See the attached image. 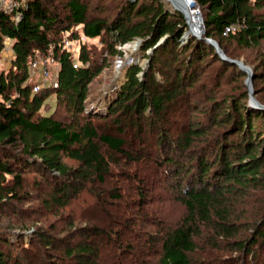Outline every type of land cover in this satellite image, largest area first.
I'll list each match as a JSON object with an SVG mask.
<instances>
[{
  "label": "trees",
  "instance_id": "1",
  "mask_svg": "<svg viewBox=\"0 0 264 264\" xmlns=\"http://www.w3.org/2000/svg\"><path fill=\"white\" fill-rule=\"evenodd\" d=\"M15 1L12 11L0 9V60L6 38L14 52L0 77V264H34L28 254L44 245H62L66 259L75 264H109L111 257H101L93 237L115 244L128 230L145 241L140 247L130 240L126 250L117 245L120 255L138 253L156 264H264V109L251 104L248 73L207 40L219 43L233 60L240 48H263L264 0H196L206 32L185 39V14L166 10L162 0ZM234 25L236 30L224 34ZM79 29L101 39L102 55L123 57L119 47L138 37L144 38V50L153 49L145 55L147 68L127 64L104 106L88 107L87 101L107 60L93 59L85 45L78 54L64 48L65 35L75 39ZM38 56L59 62V85L34 93L29 65ZM76 57L78 67L73 66ZM210 61L220 63L212 82L217 87L224 79L243 80L222 100L211 102L209 112L217 111L216 118L206 115L192 123L203 96L214 99L206 95L215 90L206 81L197 85ZM244 62L253 66L254 94L264 106L258 87L264 84V58L260 66ZM51 97L56 102L52 111ZM172 126L179 130L177 138L168 133ZM126 128L148 145L128 148ZM28 174L40 191L36 197L25 193ZM107 178L114 187L104 191L114 201L116 219L129 214L131 224L89 230L76 226L73 217L60 232L53 223L50 229L25 232L41 214L69 210L85 194L94 192L106 201L91 186L108 185ZM158 179L179 190L186 213L174 223L147 214L153 200L148 193ZM124 190L129 196L122 195ZM37 199L39 208L23 206ZM93 204L85 202L76 214L82 217ZM9 214L18 218L2 222L1 216ZM147 225L158 229L150 232ZM227 251L239 257L222 258ZM43 254V264H54Z\"/></svg>",
  "mask_w": 264,
  "mask_h": 264
},
{
  "label": "rangeland",
  "instance_id": "2",
  "mask_svg": "<svg viewBox=\"0 0 264 264\" xmlns=\"http://www.w3.org/2000/svg\"><path fill=\"white\" fill-rule=\"evenodd\" d=\"M59 2L62 1H66V0H57ZM166 3H165V2ZM162 0V2L165 5V8L171 10V11H179V10H175V4L170 1V0ZM185 1V0H183ZM196 5L193 6V10L195 11L198 10L200 13V6L198 5V3L196 2V0H194ZM167 4V5H166ZM197 7V8H196ZM203 14V13H202ZM204 19V16H203ZM203 28L205 30V26H204V21H203ZM206 32V30H205ZM204 32V34H205ZM78 37L75 39H72V43L73 46L71 47V50H73L76 54H78V52L80 51V46L81 45H85L86 47H88L89 49H91L93 51V59L97 60V61H102L103 58H105L107 60L106 64H105V68L102 71V73L96 77L91 84V91L90 94L88 96V107L89 106H97V105H101L104 106L108 100H111L112 97L115 94V89L116 86L118 84V80L119 77L121 75V73L127 68L128 63L124 64V66L119 67V63L120 60L123 58H126L127 56H129L128 54H131V52L129 50H127L126 46H128L131 43H136V40H133L129 43H126L125 45H122L119 47V49L123 50L124 56H110L108 55V53H104L103 55L101 54V51L103 50V44L101 42L100 38H90L87 35H85L82 32V29H79L78 31ZM203 34V35H204ZM144 39V38H143ZM140 48V51L138 53H136V56L133 58V61L131 62L132 64H135L137 61L138 64L143 65L144 67H148L149 63L147 62V60H149L145 55L149 54V50L146 51L143 48V44L138 45ZM237 53L240 55L238 56V59L244 61L245 59L247 61H249L251 64H255L260 66L262 63V60L264 58V45L263 48L262 47H251V48H240L238 50H236ZM129 52V53H128ZM75 61L79 64L78 62V58H75ZM10 64V63H9ZM219 62H215V61H210L208 64H206V71L203 73V76L200 77V81L198 82L197 85H203V83H205L206 81V86L210 87L212 86V88H214V92H207L206 95H208L209 97H214V99L208 100L206 99L204 96L201 100L200 103V107L198 108V111H196V114L193 115V118L191 119L192 123H195V121H197V118H203L204 116L207 115V117L209 115H212V117L216 118L217 115V111L215 112H209L212 107V103L213 101H220L222 100V98H224L226 96V94H228L229 92H231L232 90H236L237 86L239 83H241L243 79H236V81H228L226 79L221 81L220 86L217 87V85L213 84L212 82L214 81L213 79V75L214 72L217 71V68L219 66ZM8 65L5 64L2 66V68L7 67ZM253 69V66H250ZM56 69V67H52V71L54 72ZM140 75V72L139 74ZM118 76V78H116ZM141 76V75H140ZM209 76L211 77V79H209ZM207 79V80H206ZM254 79V78H253ZM248 80V79H247ZM253 85H254V80H253ZM197 87V86H196ZM259 90L261 91V95L264 96V84L260 83L258 85ZM198 88V87H197ZM217 88V89H216ZM250 90V89H249ZM256 95V94H255ZM48 102L51 105V111L54 110L55 106H56V102L54 100L53 97L48 99ZM212 102V103H211ZM44 112H46V110H43ZM204 119V118H203ZM205 120V119H204ZM208 121H206L207 123ZM209 124V123H208ZM176 126H172V128L170 129V135L172 136V138H177L178 136V129H175ZM169 128V127H167ZM126 133H123V136L126 138L128 145L127 147H134L136 149H139L141 145H146L144 142L142 143V140L140 141V135L137 134V132L133 129L130 128H126ZM148 145V144H147ZM148 151L155 154V151L152 149V147L150 146H146ZM132 149V148H131ZM152 154V155H153ZM264 172V171H263ZM33 175L32 174H28L27 177L28 181L25 182L27 187L25 190L26 192H32L34 193V196L36 197V195L40 194V191L37 190V188L35 187V183H33ZM155 177V176H154ZM119 178V177H118ZM30 179V181H29ZM108 180V185L106 183H94L91 187L95 189V191H99L102 192L103 197H105L106 201L102 198L96 195V193H91L89 195L85 194L83 196H81L82 200L80 199L79 202H77L75 204V206L69 210L67 209H63L60 210L58 213L55 212V210H52V212L48 215H46L45 213L41 214L40 217H37V220H39L40 222H36L35 224L33 223L30 226V229H28L25 232H32L34 231L37 227L41 228V229H50L51 225H49L50 223L55 224V230L59 231L61 229H65V226L67 225L68 221H70V218H75V225L76 226H81V227H88L89 230L92 228V226H97L100 229H104L109 231V229L111 230H121L120 228L122 227V223L125 225L131 224L132 223V219H130L129 214L127 215H123L120 216V221L118 219H116V209L114 206V201L111 200V198L108 197V194H105L104 190H108L109 188L114 187V184L112 183L111 180ZM119 180H121L119 178ZM116 183H118V179H115ZM120 185V183H119ZM153 191L149 192L148 195L149 196H153V200H151L150 205H148V211L149 213H147L149 215V217H157L161 218L163 220H166V222L168 223H174L176 221H178L181 217H183L186 213L185 207L178 201V193L179 190L176 187H173V189L170 187V185H168L167 182L162 181L161 179H158L157 182H155V186L152 187ZM259 189V188H258ZM254 190H251V192H253ZM258 191V190H256ZM262 191V188L259 190V192ZM148 192V191H147ZM24 192L21 193V195L23 197L26 198V195ZM127 195L129 196V193L127 192V190H124L122 195ZM251 198V197H249ZM40 200L41 199H37V201H26L25 203H23V206H27V205H33L35 207H40L42 204H40ZM83 200H86L83 202ZM89 201L90 203L94 204L92 205V209L88 210L86 212H83L82 217L78 216L76 213H78L81 208L79 206H82V204H84L85 202ZM252 213H255L256 209H252L250 208ZM46 212V211H45ZM53 213V214H52ZM74 215V216H73ZM131 215V214H130ZM133 217L135 219H137V215L136 213L133 214ZM18 217H15L13 215H4L1 216V221L4 223H7L10 220H15ZM31 224V223H28ZM134 229L136 230H144L141 229L140 227H138L137 225H135ZM146 229L150 232H156V230L158 229L157 227H152V226H148L146 227ZM92 231H90L91 233ZM57 233V232H56ZM119 233V231H118ZM136 233H138L136 231ZM135 231H131L128 230L125 232V234L122 237H119L117 239H115L116 243H107V241L105 240L106 238L103 236H98V237H93V241L95 244H99L101 245L102 248V254L101 257L104 255L108 256V258L111 257V260L108 262L109 264H115L113 261H119L118 264H144V262H147V264L149 263H154L156 264V259H153V257L150 256H146L145 258H142L138 255V253L136 254H130L127 255L126 254H121L118 252L117 250V245H120L121 247L125 248L126 250V245L128 244V242H130V240H132V242L134 244L138 243L140 244L139 246L141 247L142 244H144V236H141L138 234L139 237H137ZM120 234V233H119ZM114 238H116V235L114 236ZM141 239V240H140ZM224 244V243H222ZM116 245V246H115ZM124 245V246H123ZM42 246V245H41ZM42 250H37L35 248H33L34 250L30 252V254H28V258L31 262H33L34 264H43L44 262V252L46 253L45 255L48 258H51L54 262V264H75V260L73 261L72 259H66L67 255H65V248H63L62 245L60 246H54V247H46L45 245L41 247ZM229 251V250H228ZM227 254H223L222 258H225L226 256H229L230 261L232 260L233 257H239L238 253H232L228 252ZM43 252V253H42ZM127 255V256H126ZM126 256V257H125ZM201 257H203L201 255ZM206 257L204 256L203 259H205ZM145 260V261H143ZM147 260V261H146ZM239 264H243L242 260L241 263L239 262Z\"/></svg>",
  "mask_w": 264,
  "mask_h": 264
},
{
  "label": "built area",
  "instance_id": "3",
  "mask_svg": "<svg viewBox=\"0 0 264 264\" xmlns=\"http://www.w3.org/2000/svg\"><path fill=\"white\" fill-rule=\"evenodd\" d=\"M18 3L15 0H0V9H5L7 11H12ZM224 34L236 30V26H228L225 28ZM12 40L6 38L5 49L0 60V77L2 71V61L6 59V54L12 49ZM73 46L72 39L65 35L64 48L70 50ZM78 63L75 61L73 66L78 67ZM56 67L55 71H52V67ZM59 62L55 58L38 56L29 65V79L34 82L33 92L39 93V91L46 88L58 87V74H59Z\"/></svg>",
  "mask_w": 264,
  "mask_h": 264
},
{
  "label": "water",
  "instance_id": "4",
  "mask_svg": "<svg viewBox=\"0 0 264 264\" xmlns=\"http://www.w3.org/2000/svg\"><path fill=\"white\" fill-rule=\"evenodd\" d=\"M163 1H164V0H163ZM172 1L174 2L175 5H183V4L181 3L180 0H172ZM190 1H191V3H192L193 6L196 5V3H195L194 0H190ZM196 6H197V5H196ZM196 8H197V7H196ZM166 10H168V9L166 8ZM178 10H179L182 14H185L186 21H187L188 28H189V29H187V30L185 31V34H184V36H183V39H185V38L189 37V33H190V25H189V22H188V14H186L185 10L181 9L179 6H178ZM197 12L200 13L198 10H197ZM200 18H201V21H202V24H203L204 19H203V14H202V13H200ZM204 32H205V30H204V28H202L201 33H200V34H195V35H197L199 38H201V37H203ZM167 37H168V36L163 37V38L157 43V45L163 43V42L167 39ZM207 40H208L210 43H212L214 46L217 47L218 52L221 54V56H222L224 59L229 60V61L234 62V63H235V62L238 63V64H239V65H240V66H241V67H242V68L248 73L247 84H248L249 89H250V94H251V104H252V106H255V107H258V108H262V109H264V106L259 102V100L257 99L256 95L254 94V85H253V78H254V77H253V69H252L250 66H248L244 61H242V60H240V59H235V60H233V59L229 58V57L226 55V53L224 52V50L222 49V47L219 45V43H217V42H216L215 40H213L212 38H207ZM143 43H144V39H143L142 37H138V38H137V41H136V44H137V45H140V44H143ZM157 45H155V46H157ZM151 52H153V49L149 50V54H150ZM122 61H123V59L120 60V63L118 64L119 67H120L121 64H122ZM137 62H138V61H137ZM137 62H136L135 64H138ZM147 62L149 63V60H147ZM126 63L129 64L130 62H129V61H126ZM126 63H125V64H126ZM141 66H142L143 69L146 68V67H144L143 65H141ZM143 73H144V71H141V72H140V75L142 76ZM116 78H118V76H117Z\"/></svg>",
  "mask_w": 264,
  "mask_h": 264
},
{
  "label": "bare ground",
  "instance_id": "5",
  "mask_svg": "<svg viewBox=\"0 0 264 264\" xmlns=\"http://www.w3.org/2000/svg\"><path fill=\"white\" fill-rule=\"evenodd\" d=\"M170 1H172V0H170ZM180 1L183 4V5H181L182 6L181 9L185 10L186 14H188V22L190 25L189 36L195 35V34H200L202 31V28H203V24H202V21L200 18V13H198L196 9H195V11L193 10V5H192L190 0H185V1L180 0ZM187 29H189V28L187 27ZM195 36H197V35H195ZM126 48H127V50H129L131 52V54H128L129 56H127L126 58H123V61H122V64L120 67L124 66L126 61H129L131 63L133 61V58L136 56V53H138L140 51V48L136 43H131L128 46H126Z\"/></svg>",
  "mask_w": 264,
  "mask_h": 264
},
{
  "label": "crops",
  "instance_id": "6",
  "mask_svg": "<svg viewBox=\"0 0 264 264\" xmlns=\"http://www.w3.org/2000/svg\"><path fill=\"white\" fill-rule=\"evenodd\" d=\"M13 55H14V52L12 51V49L9 50L8 53L6 54L7 56L6 59L2 61L3 65L7 64L9 66L10 65L9 63L11 62Z\"/></svg>",
  "mask_w": 264,
  "mask_h": 264
}]
</instances>
